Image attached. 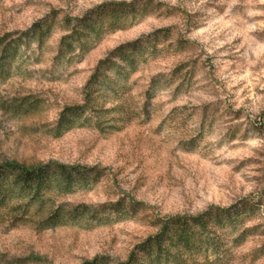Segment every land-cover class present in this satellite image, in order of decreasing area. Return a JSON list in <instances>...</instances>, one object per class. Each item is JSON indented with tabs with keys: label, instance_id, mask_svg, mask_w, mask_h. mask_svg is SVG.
<instances>
[{
	"label": "rangeland",
	"instance_id": "374dc122",
	"mask_svg": "<svg viewBox=\"0 0 264 264\" xmlns=\"http://www.w3.org/2000/svg\"><path fill=\"white\" fill-rule=\"evenodd\" d=\"M134 1L0 0V37L25 32L54 11L62 21L82 18L104 4ZM138 1L150 2L151 13L107 36L82 60L55 66L63 36L57 30L38 60L29 61L25 75L0 85V163L98 167L101 177L91 191L60 203L99 208L124 201L128 218L91 230L39 231L5 210L0 264L29 257L47 263L27 264H82L104 255L125 261L136 245L156 234L157 219L264 196V0ZM165 30H171L167 38L151 43L156 59L141 63L128 93L105 106L124 108L107 116L123 119L115 129L88 127L53 138L51 129L63 109L83 104L100 61ZM179 41L189 44L183 49ZM27 96L43 101L40 111L14 115L4 109ZM132 202L141 205L135 213ZM260 214L252 224H264ZM263 245L259 234L249 237L233 250L229 264H264V257L253 260Z\"/></svg>",
	"mask_w": 264,
	"mask_h": 264
},
{
	"label": "trees",
	"instance_id": "16d2710c",
	"mask_svg": "<svg viewBox=\"0 0 264 264\" xmlns=\"http://www.w3.org/2000/svg\"><path fill=\"white\" fill-rule=\"evenodd\" d=\"M152 9L150 2L138 0L108 3L82 18L67 17L62 21L54 11L25 32L6 34L0 37V85L25 75L29 61L38 60L57 30L63 36L55 66L67 68L76 60H82L107 36L139 24ZM170 32L165 30L152 38L123 45L100 61L85 87L83 104L63 109L51 129L53 138L88 127L101 132L115 129L114 124L123 119L118 117L119 121H114L107 116L120 115L124 108L119 104L105 110V106L118 103L128 93L129 79L139 65L158 55L152 41L162 35L167 38ZM188 44L178 42L183 49ZM42 104L41 99L33 96L18 97L6 103L4 109L14 115H31L40 111ZM101 172L98 167L57 162L29 167L17 162L0 163V219L2 212L9 210L16 221L34 223L39 231L62 226L91 230L120 222L128 218L124 201L99 208L60 203L68 196L91 191L98 184ZM130 207L135 213L141 205L132 202ZM258 213L264 218V196L257 202L243 199L229 208L212 206L196 215L160 218L155 221L156 234L136 245L125 261L104 255L82 264H229L233 250L249 237L258 234L264 237V224H252ZM262 257L264 245L253 253L254 261ZM18 261L20 264L47 263L38 257Z\"/></svg>",
	"mask_w": 264,
	"mask_h": 264
}]
</instances>
